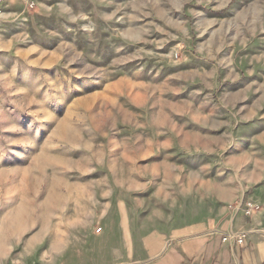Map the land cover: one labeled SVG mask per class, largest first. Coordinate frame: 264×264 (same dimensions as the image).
I'll return each instance as SVG.
<instances>
[{"label":"rangeland","instance_id":"1","mask_svg":"<svg viewBox=\"0 0 264 264\" xmlns=\"http://www.w3.org/2000/svg\"><path fill=\"white\" fill-rule=\"evenodd\" d=\"M19 12L0 9V264L135 258L239 203V163L263 173L264 0Z\"/></svg>","mask_w":264,"mask_h":264},{"label":"crops","instance_id":"2","mask_svg":"<svg viewBox=\"0 0 264 264\" xmlns=\"http://www.w3.org/2000/svg\"><path fill=\"white\" fill-rule=\"evenodd\" d=\"M83 1V0H81ZM34 2V6L31 3ZM58 0H6L0 9L7 10L12 16H19V8L24 7L30 13L40 6L57 3ZM18 10V11H17ZM260 161L251 162L250 174L239 163V200L253 199L264 203V184H258L257 190L247 194L244 181L264 180V171H260ZM261 185V186H259ZM251 196L253 198H251ZM262 210L252 217L244 214L242 209H221L213 221H205L199 230L189 233L175 231L167 235H150L141 241L140 256L127 257L116 264H264V204ZM195 227V226H194ZM245 234L243 243L237 242L235 236ZM225 235H231L223 240Z\"/></svg>","mask_w":264,"mask_h":264},{"label":"built area","instance_id":"3","mask_svg":"<svg viewBox=\"0 0 264 264\" xmlns=\"http://www.w3.org/2000/svg\"><path fill=\"white\" fill-rule=\"evenodd\" d=\"M2 0H0L1 2ZM31 6H34V2L31 3ZM233 208L235 209H242L244 210V214L248 217H252L253 215H255L256 213L260 212L262 210V205L260 203H258L257 201L253 200V199H247L245 201H240L239 203H237L236 205L233 206ZM231 237V235H225L223 237V240H227ZM237 242L239 243H243L244 239H245V234H239L235 236Z\"/></svg>","mask_w":264,"mask_h":264}]
</instances>
